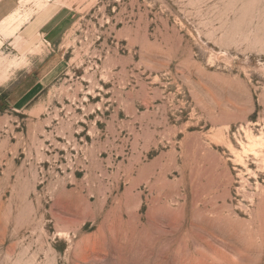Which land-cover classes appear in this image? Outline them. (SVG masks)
Segmentation results:
<instances>
[{"label": "rangeland", "instance_id": "1", "mask_svg": "<svg viewBox=\"0 0 264 264\" xmlns=\"http://www.w3.org/2000/svg\"><path fill=\"white\" fill-rule=\"evenodd\" d=\"M69 2L0 49V264H264V0Z\"/></svg>", "mask_w": 264, "mask_h": 264}, {"label": "crops", "instance_id": "2", "mask_svg": "<svg viewBox=\"0 0 264 264\" xmlns=\"http://www.w3.org/2000/svg\"><path fill=\"white\" fill-rule=\"evenodd\" d=\"M0 0V49L5 46L13 53V39L24 38L25 42L36 39L49 42L56 40L58 33L65 30L73 16V7L69 0H47L41 8H37L32 1ZM32 10V11H31ZM19 13L13 17V13ZM28 14L21 22L15 34H6L17 23L16 21ZM12 15V16H11ZM46 77V73L41 79Z\"/></svg>", "mask_w": 264, "mask_h": 264}, {"label": "bare ground", "instance_id": "3", "mask_svg": "<svg viewBox=\"0 0 264 264\" xmlns=\"http://www.w3.org/2000/svg\"><path fill=\"white\" fill-rule=\"evenodd\" d=\"M26 1H34L35 2V5H36V7L37 8H41L44 4H45V2L47 1V0H22V2H26ZM21 1H20V3H22ZM23 4V3H22ZM32 11V10H31ZM19 12L18 11H16V12H14L13 13V17L14 16H16L17 14H18ZM12 16V15H11ZM27 16H28V14H26L24 17H22V18H20V20L18 21H16L17 23L13 26V28L12 29H10L6 34H15V32L17 31V29H18V27L21 25V22H23V20L24 19H27ZM21 37V36H20ZM18 38V37H17ZM22 40V39H21ZM21 42V41H20ZM21 44V43H20ZM7 63H9V64H13V63H15L16 64V62L13 60V59H10L9 60V62L7 61ZM14 64V65H15ZM5 67H7V66H5ZM2 71V70H1Z\"/></svg>", "mask_w": 264, "mask_h": 264}]
</instances>
